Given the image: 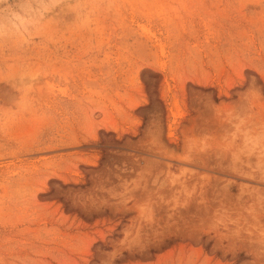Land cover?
<instances>
[{
	"label": "rangeland",
	"instance_id": "374dc122",
	"mask_svg": "<svg viewBox=\"0 0 264 264\" xmlns=\"http://www.w3.org/2000/svg\"><path fill=\"white\" fill-rule=\"evenodd\" d=\"M0 264H264V0H0Z\"/></svg>",
	"mask_w": 264,
	"mask_h": 264
}]
</instances>
